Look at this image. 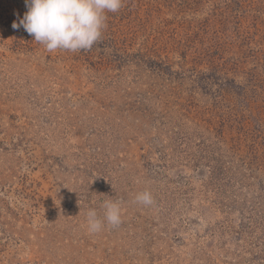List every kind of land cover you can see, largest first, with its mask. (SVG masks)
Masks as SVG:
<instances>
[{
    "label": "rangeland",
    "instance_id": "374dc122",
    "mask_svg": "<svg viewBox=\"0 0 264 264\" xmlns=\"http://www.w3.org/2000/svg\"><path fill=\"white\" fill-rule=\"evenodd\" d=\"M26 11L0 0V264H264V0H123L79 52Z\"/></svg>",
    "mask_w": 264,
    "mask_h": 264
},
{
    "label": "clouds",
    "instance_id": "9594fccd",
    "mask_svg": "<svg viewBox=\"0 0 264 264\" xmlns=\"http://www.w3.org/2000/svg\"><path fill=\"white\" fill-rule=\"evenodd\" d=\"M27 11L13 29L23 28L46 51H90L100 41L107 27V13H116L123 0H25ZM137 203L153 204L149 191L136 195ZM103 218L97 210H88L87 226L90 233H98L105 225L115 228L121 224V207L112 199L101 204Z\"/></svg>",
    "mask_w": 264,
    "mask_h": 264
}]
</instances>
